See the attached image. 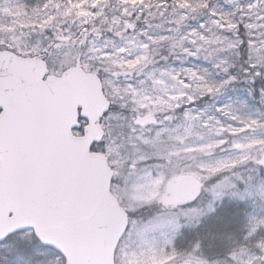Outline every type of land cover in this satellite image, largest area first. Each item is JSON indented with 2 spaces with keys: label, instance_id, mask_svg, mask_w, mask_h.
<instances>
[{
  "label": "rangeland",
  "instance_id": "1",
  "mask_svg": "<svg viewBox=\"0 0 264 264\" xmlns=\"http://www.w3.org/2000/svg\"><path fill=\"white\" fill-rule=\"evenodd\" d=\"M137 8L156 23L132 25ZM242 42L264 82V0H0V49L102 76L115 110L94 149L128 214L115 264H264V94L230 73ZM164 43L173 60L156 65ZM148 112L163 115L137 126ZM181 173L202 180L201 197L163 208ZM20 238L33 249L20 264H65L32 231Z\"/></svg>",
  "mask_w": 264,
  "mask_h": 264
},
{
  "label": "water",
  "instance_id": "2",
  "mask_svg": "<svg viewBox=\"0 0 264 264\" xmlns=\"http://www.w3.org/2000/svg\"><path fill=\"white\" fill-rule=\"evenodd\" d=\"M45 63L0 49V121L16 136L25 164L0 167V235L32 230L36 239L60 253L65 264H115L114 248L127 215L109 192L105 155L88 152L102 136L97 122L108 108L97 77L78 64L46 75ZM87 121L73 135L78 117ZM155 124L153 114L137 116ZM264 163V156H263ZM203 182L177 174L164 186L161 204L184 206L200 195Z\"/></svg>",
  "mask_w": 264,
  "mask_h": 264
},
{
  "label": "trees",
  "instance_id": "3",
  "mask_svg": "<svg viewBox=\"0 0 264 264\" xmlns=\"http://www.w3.org/2000/svg\"><path fill=\"white\" fill-rule=\"evenodd\" d=\"M113 10V8H112ZM127 16L131 21L132 25L137 27L144 26L145 24L154 25L156 20L150 17V12H142L140 8L128 9ZM163 21V19L161 20ZM242 30V29H241ZM131 31V29H129ZM243 33V31L241 32ZM169 44H163L159 47V51H156L152 56L153 61L156 62V65L168 64L172 62L174 53L167 49ZM246 46L245 43L242 42L238 48V56L233 61V65H231V75L233 74L237 79V86L239 88L245 89L246 91H251L256 97H260L261 94H264L263 80L259 78V75H254V70L250 67V62L248 55L246 54ZM202 99V98H201Z\"/></svg>",
  "mask_w": 264,
  "mask_h": 264
},
{
  "label": "snow or ice",
  "instance_id": "4",
  "mask_svg": "<svg viewBox=\"0 0 264 264\" xmlns=\"http://www.w3.org/2000/svg\"><path fill=\"white\" fill-rule=\"evenodd\" d=\"M3 106H0V112ZM16 136L14 130L10 129L7 121H0V167H4L11 159L18 167L25 164V156L18 148L10 150V144ZM25 229H17L0 235V264H20V257L31 256L33 249L20 238Z\"/></svg>",
  "mask_w": 264,
  "mask_h": 264
},
{
  "label": "flooded vegetation",
  "instance_id": "5",
  "mask_svg": "<svg viewBox=\"0 0 264 264\" xmlns=\"http://www.w3.org/2000/svg\"><path fill=\"white\" fill-rule=\"evenodd\" d=\"M18 55H20V54H18ZM20 56H25V55H20ZM26 56H31V55H26ZM38 58H40V57H38ZM44 62H45V64H46V61L44 60V59H42ZM86 71H88V72H91V73H94L98 78H99V80H100V83H101V86H102V92H103V94H104V97L108 100V109L101 115V117L99 118V120H98V123H99V125H100V128H101V130H102V138L100 139V142H98V143H94V145L92 146V151H101V152H104V151H102V150H96V149H94V147L95 146H97L98 144H100L102 141H103V139H104V137H105V130H104V124H105V121L109 118V116H110V114L115 110V107L112 105V102H111V99H110V97H109V95H108V92H107V90H106V87H105V84H104V82H103V79H102V76H101V74H99V73H97V72H94V70H86ZM50 73V72H49ZM51 74H54V73H51ZM59 74V73H58ZM58 74H55V75H58ZM148 113H153L154 114V116L156 117V119H157V117H158V115L161 117L162 115H163V113H158V115H157V113H155V112H148ZM148 113H146V114H148ZM141 115H145V114H141ZM136 116H138V115H135V117ZM135 119V118H134ZM80 124H81V129L83 128V126H84V124H85V122L84 121H81L80 122ZM150 125H152V124H150ZM155 125H157V124H155ZM137 126H139V125H137ZM149 126V125H148ZM139 127H143V126H139ZM105 153V152H104ZM108 160V159H107ZM112 186H113V175H112V178H111V180H110V190L112 189ZM199 199V198H198ZM197 199V200H198ZM196 200V201H197Z\"/></svg>",
  "mask_w": 264,
  "mask_h": 264
}]
</instances>
